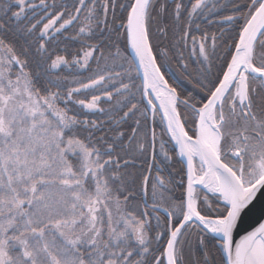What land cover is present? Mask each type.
I'll use <instances>...</instances> for the list:
<instances>
[{
	"label": "snow or ice",
	"instance_id": "1",
	"mask_svg": "<svg viewBox=\"0 0 264 264\" xmlns=\"http://www.w3.org/2000/svg\"><path fill=\"white\" fill-rule=\"evenodd\" d=\"M0 264H264V0H0Z\"/></svg>",
	"mask_w": 264,
	"mask_h": 264
}]
</instances>
